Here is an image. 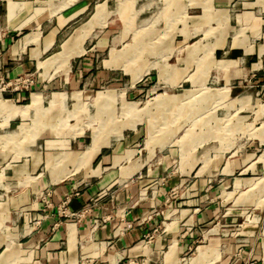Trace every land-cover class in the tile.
<instances>
[{"label":"crops","instance_id":"0c3cea01","mask_svg":"<svg viewBox=\"0 0 264 264\" xmlns=\"http://www.w3.org/2000/svg\"><path fill=\"white\" fill-rule=\"evenodd\" d=\"M92 2L0 0V79L17 82V88L7 89L0 98L8 94L5 99L12 105H22H13L15 112L8 114L20 116L10 118L7 128L26 124L22 121L27 119L31 121L27 125L32 124L36 111H31L37 110L33 94L40 93L43 101L46 88L61 87L52 96L63 93L66 99L68 96L79 99L84 93L95 91L92 87L95 84L100 88L101 83L121 84L117 83L121 76L110 67L98 70L95 66L88 74L97 60L95 52L102 48L98 39L90 47L88 43L99 28L94 17L99 3L84 20ZM179 9L172 11L167 22V28L184 32L177 33L168 44L179 64H171L176 70L175 77L169 73L161 77L159 71L156 75L160 83L173 86L191 79L201 84L209 79L219 88H228L231 100L247 93L252 103L264 90V0H188L183 11ZM185 10L186 25L180 27ZM110 12L113 11L108 10L103 20V26L109 29ZM128 13L123 19L125 26L134 20V15L137 17L131 10ZM79 27L91 30L85 41L82 34L69 44L65 56L47 61ZM80 45L84 47L81 53ZM205 49L209 51L206 73L199 78L187 63L193 62L196 67ZM219 60L227 62V67L219 69ZM44 61L62 69L65 64L67 68L64 72L53 67L45 69L40 65ZM179 76L185 78L178 79ZM34 88L40 91H32ZM131 92L126 87L120 91L108 88L95 92L93 105L101 109V115L117 101L129 115L115 123L113 135L111 130L109 135L100 130L90 134L89 128L70 134L66 128L49 135L46 132L54 124L48 125L44 118L45 126L35 143L29 145L33 152L22 155L19 163L9 160L0 168V264H179L186 259L184 256L197 236L206 241L199 246L218 249L214 264H264V243L259 251L257 238H235L228 242L222 224L214 230L208 228L214 222L215 205L211 190L215 176L211 169L205 170L211 159L208 150L183 161L188 166L183 170L185 175L194 172L188 185L187 179L181 180L175 171L162 176L165 167L153 150L128 148L132 144L134 147L142 136V127H138L142 117L149 116L146 106L135 105L133 112L139 118L130 120L131 104H135L127 102ZM20 99L30 102L16 104ZM236 104L238 110L245 107ZM1 130L0 127V133ZM149 131L151 139V127ZM90 141L93 145L87 150ZM129 151L133 152L127 159ZM12 157L17 159L20 153L14 152ZM205 157L209 158L206 163L202 160ZM259 163L258 156L231 167L227 163L218 174L228 176L239 168L253 172L259 169ZM245 178L250 177L239 179Z\"/></svg>","mask_w":264,"mask_h":264},{"label":"rangeland","instance_id":"374dc122","mask_svg":"<svg viewBox=\"0 0 264 264\" xmlns=\"http://www.w3.org/2000/svg\"><path fill=\"white\" fill-rule=\"evenodd\" d=\"M166 2H169L168 7H166ZM96 3L99 4L96 6L94 17L96 21H99V28L95 30L94 34H91L88 43L90 47L98 39L102 41V48L95 52L98 53L97 60L93 61V66L88 74L95 70V66L98 70L103 69L102 66L105 69L110 67L119 77L121 76L120 82H117L121 84L108 86V83H101V88L95 84L92 86L95 91L84 93L80 97L76 95L79 99L70 96L66 99V95L63 93L52 96V92L61 90V87L46 88L42 93L43 101L38 93L40 97L35 101L37 110L31 111H36L31 118L32 124L27 125L31 123L27 119L22 121L26 124L18 125L13 129L7 128V122L10 118L20 115L8 113H14L15 109L12 108L22 105L13 104L15 105L13 106L5 99L9 95L4 94V99L0 98V101H6V103L0 102V110L6 112L0 113L2 129L0 133V168L9 160L19 163L23 160L22 155L33 152L29 149V145L35 143L40 129L45 126V121L48 125L54 124L55 127L46 132L49 135L64 132L66 128L69 134L89 128L90 134L94 130L95 132L100 130L103 134L109 135V131L114 128L115 123L129 115L124 108H120V101H117L113 107H107L101 115V109L93 105L95 92L108 88L120 91L126 87L132 91L127 102L135 103L131 104L130 120L134 122L135 117L139 118L138 113L133 112L135 105L138 108L146 106L150 116L142 117V124L138 126L142 127V136L134 142V147L132 144L128 148L153 150L155 155L161 157V164L165 167L162 176L165 177L169 173L171 175V171H175V175L181 180L187 179L185 183L188 185L193 179L194 172L185 175L183 170L188 166L183 164V161H188L192 155L198 157L205 149L208 150L211 159L205 165V170L211 169L212 175L215 176L212 178L213 186L211 188L215 203L212 218L214 222L208 228L214 230L222 224L221 228L227 233L228 242L235 238H257L256 244L261 251V245L264 243V90L260 91V95L251 103L250 94L246 93L245 100H239L237 97L231 100L228 88H219L217 83L209 79H201V84H199L200 82L193 83L191 79L190 82L176 84L173 82L175 84L173 86L160 83V79L156 75L159 71H162L160 72L161 77L165 73L171 74V77L176 75V70L171 64L179 63L174 58L175 56L172 57L173 51L168 47V44L169 40L173 39L177 33H184L183 29L167 28V22L171 20L172 11L180 8L179 10L182 12V9L187 6L188 0H93L90 8L83 15L84 20L90 17ZM107 9L113 11L110 12L112 19L110 29L103 26L105 23L103 20H106L108 13ZM101 10V14H97ZM129 10L136 13L137 17L134 15V20L125 26L123 19L126 20L125 12L129 16ZM140 11L142 12L138 13ZM186 15L185 10L184 16L179 21L180 27L186 25ZM127 22L129 21L127 20ZM90 32L91 30H81L79 27L62 43L61 50L51 58L65 56L69 44L75 38L80 39L85 35L81 38L85 41ZM109 45L110 50H108ZM81 48H84L83 45H80V53ZM183 52L181 50L180 53ZM208 52V49L204 50V56L196 63V67L193 62L187 63L192 72L195 70L196 77L202 78V74L206 73ZM110 57L112 58L110 59ZM47 61L40 63L45 69L53 67L55 70L64 72L67 68L65 64H63V69L62 67L56 68L57 64L47 63ZM217 64L219 69L227 67V62L222 60L217 61ZM152 67L158 69H151ZM147 72L149 73L146 74ZM122 75H124L123 79ZM143 76L147 79H142ZM179 78L185 77L179 76ZM262 85L264 89V82ZM10 88L11 86L7 89ZM32 91H40V89L34 88ZM136 91L139 93L136 94ZM27 102H30L29 99H20L16 104ZM236 103L245 107L238 110L239 105ZM38 106L44 108H38ZM150 127L153 134L151 139ZM110 134L113 135L114 132L111 130ZM253 139H255V143L252 142ZM92 145L93 142L90 141L85 148L89 150L88 146ZM14 152H19L20 157L14 159L12 157ZM132 152L129 151L125 158L128 159ZM257 156L260 161L258 170L241 171L239 168L234 169L228 176H219L218 174L222 166L227 163L231 167L233 163L241 162L243 159L251 161ZM202 160L206 163L209 158L205 157ZM244 177L250 178L239 179ZM185 183L181 185H186ZM194 240L191 243L190 251L184 256L186 259L179 264H214L219 255L218 249L214 246H199L206 244V241H202L200 236L195 237Z\"/></svg>","mask_w":264,"mask_h":264},{"label":"built area","instance_id":"2783aa9c","mask_svg":"<svg viewBox=\"0 0 264 264\" xmlns=\"http://www.w3.org/2000/svg\"><path fill=\"white\" fill-rule=\"evenodd\" d=\"M9 86H11L12 88H17V82L9 83V82H5L3 79H0V95L4 91H6Z\"/></svg>","mask_w":264,"mask_h":264},{"label":"bare ground","instance_id":"6f19581e","mask_svg":"<svg viewBox=\"0 0 264 264\" xmlns=\"http://www.w3.org/2000/svg\"><path fill=\"white\" fill-rule=\"evenodd\" d=\"M99 10H100V9H99ZM101 12H102V10H101V11H98L97 14L100 15ZM60 58H61V57H54V58H51V59L59 60ZM39 97H40V96H39L38 93L33 94V101L39 99ZM246 98H247L246 94H241V95L238 96V99H239V100H241V99H242V100H245ZM31 99H32V98H31ZM202 253H203V252H202Z\"/></svg>","mask_w":264,"mask_h":264}]
</instances>
